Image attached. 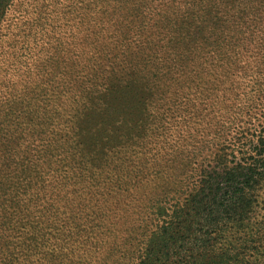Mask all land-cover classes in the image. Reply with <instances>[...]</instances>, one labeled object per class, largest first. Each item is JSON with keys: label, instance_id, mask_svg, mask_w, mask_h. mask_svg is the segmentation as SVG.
I'll return each mask as SVG.
<instances>
[{"label": "trees", "instance_id": "16d2710c", "mask_svg": "<svg viewBox=\"0 0 264 264\" xmlns=\"http://www.w3.org/2000/svg\"><path fill=\"white\" fill-rule=\"evenodd\" d=\"M50 2L71 32L0 52V264H264V0Z\"/></svg>", "mask_w": 264, "mask_h": 264}, {"label": "rangeland", "instance_id": "374dc122", "mask_svg": "<svg viewBox=\"0 0 264 264\" xmlns=\"http://www.w3.org/2000/svg\"><path fill=\"white\" fill-rule=\"evenodd\" d=\"M50 1L55 0H10L7 8L5 9L3 21L0 24V52L6 50L8 53L11 50L21 48L19 51L25 53L26 49L24 48L26 47V43H23L22 41L29 40V43H32L31 38H29L31 34H35V36L39 38H44L49 33L58 35L71 32L72 19H65V25L62 26V20L58 15L60 9L58 10L56 8V6H59L58 4L56 5L55 3ZM53 10L54 12L49 13V11ZM49 14L52 20L47 21L46 18H48L47 16ZM13 40L19 41V43L15 45V48L12 45ZM45 40L46 37L41 41V43H39V46L37 47L42 46ZM22 45L24 46V48ZM2 58L3 56L2 54H0V68L4 65L3 61L5 58ZM3 74L5 73L0 72V78H2L1 75ZM236 80H238V78L235 76V115H230L235 116V121H237V119H241L239 132L236 123L235 128L227 123L228 125L225 128L220 129V132H213V134L215 133L214 136H211V134L207 136L205 134V138L198 142V144L201 143L199 144V146L201 147L196 149V151H198L199 149L201 151L198 153L196 161L200 163H205L204 168H207L208 170L210 169V166L215 165L214 156L217 153L218 148L223 147L226 143L225 138L229 139L234 134L236 135L234 139L241 137L242 134H245L246 128H248L249 126L251 127V125L255 121L253 113L254 111L246 112L247 105L251 103V105H253L256 99L254 95L249 92V87L251 86L250 82L237 83ZM258 86V88L262 91L261 96L262 94L264 95V81L262 80V83H259ZM121 102L126 103L124 105V108L126 106H129V108H125L124 112H121L119 114L117 112L112 113L109 116V119L112 120V123L118 124V126L122 127L123 129H127V131L129 128H134V130H140L143 126H148V123L154 124V127L158 126L160 122L158 119L156 121L152 120V122H149V120H147L145 116L135 112V107H138V102L136 100L132 101L130 98L123 97L121 99ZM219 112L220 113L217 114L218 117L223 114L221 113L223 111ZM229 117L231 116H225L223 118ZM168 120V118L165 119V123H167ZM224 120L228 121V119ZM171 125L173 127V121L171 122ZM149 127L151 128L152 125H150ZM172 130H174V127L172 128ZM155 133H157L158 135L159 130H156ZM174 133L176 134L175 130ZM216 133L218 134L216 135ZM203 145L207 146L208 148L203 149ZM208 163H211V165L208 166Z\"/></svg>", "mask_w": 264, "mask_h": 264}]
</instances>
